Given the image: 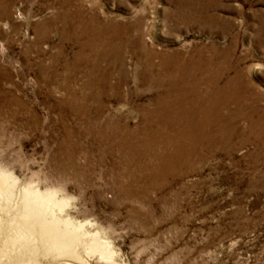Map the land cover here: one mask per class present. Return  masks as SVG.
Instances as JSON below:
<instances>
[{
  "label": "rangeland",
  "instance_id": "1",
  "mask_svg": "<svg viewBox=\"0 0 264 264\" xmlns=\"http://www.w3.org/2000/svg\"><path fill=\"white\" fill-rule=\"evenodd\" d=\"M147 53L200 61L230 84L225 143L200 141L154 183L153 157L119 148L158 129L142 120L157 95L139 78ZM102 74L124 79L97 113L86 84ZM67 78L90 98L83 115ZM0 170L56 189L110 239L116 264H264V0H0Z\"/></svg>",
  "mask_w": 264,
  "mask_h": 264
},
{
  "label": "bare ground",
  "instance_id": "2",
  "mask_svg": "<svg viewBox=\"0 0 264 264\" xmlns=\"http://www.w3.org/2000/svg\"><path fill=\"white\" fill-rule=\"evenodd\" d=\"M152 54H146L145 70L139 78L153 84L157 95L144 105L142 120L157 124L158 129L149 126L138 134L125 133L119 144L132 158L147 154L153 157L149 183L160 181L170 169L186 164L200 141L208 145L223 144L229 132L222 124L221 110L227 105L226 87L230 84L221 85L219 75H205L200 61L161 59L154 63ZM77 66L78 62L68 69ZM91 69V72L98 70L96 65ZM123 79L121 74L120 81L110 85L108 76L102 74L99 80L92 77L87 81V89L95 86L98 91L97 113L104 106L107 89L119 101ZM64 89L71 99L69 106L79 116L83 115L90 98L85 95L79 99L72 94L70 78L66 79ZM103 131L99 135L109 137ZM144 167L148 169V165ZM70 206V201L56 189L24 185L11 173L0 170V264H91L92 261L116 264L119 254L110 239L89 220L72 216Z\"/></svg>",
  "mask_w": 264,
  "mask_h": 264
}]
</instances>
